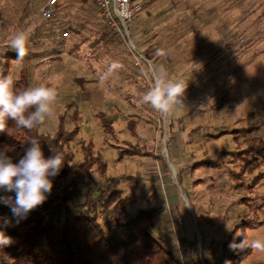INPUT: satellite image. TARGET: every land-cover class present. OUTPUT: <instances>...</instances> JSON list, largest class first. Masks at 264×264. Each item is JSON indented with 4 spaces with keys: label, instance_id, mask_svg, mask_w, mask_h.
I'll return each instance as SVG.
<instances>
[{
    "label": "rangeland",
    "instance_id": "obj_1",
    "mask_svg": "<svg viewBox=\"0 0 264 264\" xmlns=\"http://www.w3.org/2000/svg\"><path fill=\"white\" fill-rule=\"evenodd\" d=\"M44 2L0 0V73L7 64L8 76L17 81L25 64L29 86L45 84L58 92L55 115L40 133L53 135L59 119L71 130L76 114L79 132L71 149L77 159L80 143H91L105 159L107 177H130L119 185L126 197L137 184L128 211L156 210L158 223L150 233L178 260L190 248L193 264H224L221 244L242 223L249 225L239 234L264 239V182L252 193L249 177L238 187L229 173L242 165L235 166L230 156L217 167L202 164L241 148L245 137L234 138L236 130L252 127L247 136L264 139V0L146 3L132 22L131 41L149 56L150 71L137 66L91 0H59L48 20L38 14ZM21 31L27 54L18 61L8 44ZM173 49L179 54L169 63ZM159 74L187 82L184 106L167 116L141 100ZM129 120L138 121L137 136L126 128ZM124 142L137 144L144 154L118 159ZM82 202L70 203L73 213ZM195 241L198 251L188 244ZM113 264H122L120 255ZM240 264H264V253L251 249Z\"/></svg>",
    "mask_w": 264,
    "mask_h": 264
},
{
    "label": "trees",
    "instance_id": "obj_2",
    "mask_svg": "<svg viewBox=\"0 0 264 264\" xmlns=\"http://www.w3.org/2000/svg\"><path fill=\"white\" fill-rule=\"evenodd\" d=\"M169 54L170 57L172 55L168 58L171 63L179 53L173 49ZM144 55L149 59L148 55ZM13 58L16 59L17 55H13ZM24 65L19 80L13 82V90L17 92L29 87ZM8 72L9 65L3 64L0 78L8 77ZM78 120L74 114V126L68 131L64 128L63 119H59L56 132L44 135L40 133V127L32 131L16 129L9 119L7 126L11 135L6 131L0 132V151H5L14 163H18L32 148L29 140L32 137H37L45 158L54 156L56 151L62 152L65 158L59 174L51 178L53 189L48 199L30 212L26 219L17 223L11 207L0 202V231L12 238L10 245L0 248V264H113V258L117 255H120L122 264L179 263L177 255L163 248L150 233L158 223L156 210L128 211V207L135 202L137 184L132 185L130 193L124 197L119 189L120 182L131 178L107 177L105 159L91 143H80L81 159H77L71 145L78 136ZM103 127L106 132L112 133L110 122H105ZM137 127V120L126 123L133 136H137ZM251 129L234 131V138L245 137L241 148L233 152L222 151L215 160L202 163L217 167L222 158L230 156L231 163L242 165L238 171L229 173L230 179L240 187L246 185V178L249 177L247 188L250 193L257 184L264 182V139L248 137ZM124 143L125 146L118 147V159L123 155L144 154L137 144ZM254 172L257 173L253 176ZM82 186L84 191L81 190ZM5 195L14 200L16 194L0 190V197ZM78 198L83 202L80 210L73 213L70 203ZM246 225L249 224L235 226L222 242L224 264L226 261L240 264L250 253V248L243 251L229 249V243L234 239L239 243L246 237L244 233L239 234ZM188 244L190 247L195 245L198 251L196 241ZM203 249L204 245H201L200 251Z\"/></svg>",
    "mask_w": 264,
    "mask_h": 264
},
{
    "label": "clouds",
    "instance_id": "obj_3",
    "mask_svg": "<svg viewBox=\"0 0 264 264\" xmlns=\"http://www.w3.org/2000/svg\"><path fill=\"white\" fill-rule=\"evenodd\" d=\"M26 43L27 35L21 31L8 44V47L15 51L18 61H22L27 54ZM159 54L163 55V52ZM116 67L115 63L112 64L108 72H112ZM186 88V81L170 79L164 74H159L155 77L154 85L141 100L142 103L151 105L162 116H167L173 109L184 106L182 97ZM57 96L56 88L45 84L29 86L17 92L13 90V80L10 76L0 78V132L6 131L11 135L7 126L9 119L14 122L13 127L16 129L32 131L39 128L46 120L54 117ZM29 140L33 146L18 163H14L5 151H0V190L16 194L14 200L5 195L0 197V202L11 207L17 223L45 203L53 189L51 178L59 174L65 160L60 151L45 158L37 137ZM11 243L12 238L0 231V248ZM246 248L264 253V239L249 240L244 237L239 243L235 239L229 243V249L232 251H243ZM226 264L231 262L226 261Z\"/></svg>",
    "mask_w": 264,
    "mask_h": 264
},
{
    "label": "built area",
    "instance_id": "obj_4",
    "mask_svg": "<svg viewBox=\"0 0 264 264\" xmlns=\"http://www.w3.org/2000/svg\"><path fill=\"white\" fill-rule=\"evenodd\" d=\"M98 10L104 25L114 32L127 47L129 53L134 57L137 66L140 63L149 67V60L144 54L137 51L131 41L132 22L136 15L143 9L144 5L152 0H91ZM59 0H45L38 10V14L45 20L52 17L54 7ZM4 54V52H2Z\"/></svg>",
    "mask_w": 264,
    "mask_h": 264
},
{
    "label": "crops",
    "instance_id": "obj_5",
    "mask_svg": "<svg viewBox=\"0 0 264 264\" xmlns=\"http://www.w3.org/2000/svg\"><path fill=\"white\" fill-rule=\"evenodd\" d=\"M144 8V7H143ZM143 10V9H142ZM145 20V18H142L141 19V21H140V25H143V21ZM148 30L147 29H145V30H143L142 32H147ZM155 33H153L152 35H153V39H154V41H156V42H158V43H160L161 42V39L158 37L157 38V40H156V34L154 35ZM165 35V34H164ZM141 43V42H140ZM162 43V42H161ZM157 48V47H156ZM161 48V44L158 46V49H160ZM181 256H180V259L179 260H181L180 261V263L181 264H193V262L191 261L192 260V258H191V251H190V248H187V249H184L182 252H181V254H180Z\"/></svg>",
    "mask_w": 264,
    "mask_h": 264
}]
</instances>
